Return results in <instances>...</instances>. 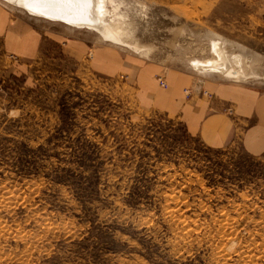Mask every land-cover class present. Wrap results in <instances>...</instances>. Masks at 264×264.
Segmentation results:
<instances>
[{"label":"rangeland","instance_id":"obj_1","mask_svg":"<svg viewBox=\"0 0 264 264\" xmlns=\"http://www.w3.org/2000/svg\"><path fill=\"white\" fill-rule=\"evenodd\" d=\"M0 3L87 45L74 59L47 38L21 71L0 65V264H264V154L208 146L142 103L135 70L93 59L154 66L160 90L194 76L186 100L213 80L264 86V0H109L121 41ZM218 58L239 77L195 63Z\"/></svg>","mask_w":264,"mask_h":264},{"label":"crops","instance_id":"obj_2","mask_svg":"<svg viewBox=\"0 0 264 264\" xmlns=\"http://www.w3.org/2000/svg\"><path fill=\"white\" fill-rule=\"evenodd\" d=\"M63 36L45 34L30 17L0 3V65L8 71L13 67L20 70L22 65L43 56V44L47 38L61 44L64 52L72 58L75 56L74 59L86 55V44L71 38L69 34ZM11 55L16 60H12ZM93 59L96 60V69L104 73L135 70L142 103L179 115L187 132L199 136L208 146L223 147L239 139L250 155L257 157L264 154V86L213 80L202 86L212 91L209 99L201 94V87L195 84L190 87L193 86L196 96L187 101L183 89L193 83L194 76L177 71L168 76L169 89L160 90L154 81L157 75L154 66L141 64L133 58L125 59L102 47L95 51ZM229 105L234 106L235 119L227 113Z\"/></svg>","mask_w":264,"mask_h":264},{"label":"bare ground","instance_id":"obj_3","mask_svg":"<svg viewBox=\"0 0 264 264\" xmlns=\"http://www.w3.org/2000/svg\"><path fill=\"white\" fill-rule=\"evenodd\" d=\"M16 7H21L30 12L48 19L68 22L78 28H89L100 32L102 36L109 40L121 41L120 30L116 27V22L109 20L111 15L108 7L109 0H8ZM111 8V7H110ZM113 14V13H112ZM114 17V16H113ZM221 41L214 42L215 54L223 59L224 50ZM139 50L138 47H135ZM240 55V54H239ZM216 59L213 61L195 60L200 71H224L228 76L239 77L240 70L228 67L227 63ZM240 56H235L236 64ZM251 62V61H250ZM211 71V72H212ZM242 75V74H241ZM245 76V75H244Z\"/></svg>","mask_w":264,"mask_h":264},{"label":"built area","instance_id":"obj_4","mask_svg":"<svg viewBox=\"0 0 264 264\" xmlns=\"http://www.w3.org/2000/svg\"><path fill=\"white\" fill-rule=\"evenodd\" d=\"M158 82H159V85H160L161 87H163V86H167V82H166V80H165V78H164L163 76L158 77Z\"/></svg>","mask_w":264,"mask_h":264}]
</instances>
